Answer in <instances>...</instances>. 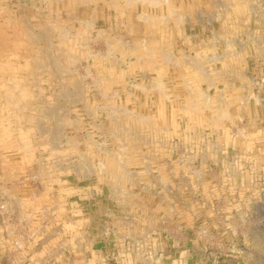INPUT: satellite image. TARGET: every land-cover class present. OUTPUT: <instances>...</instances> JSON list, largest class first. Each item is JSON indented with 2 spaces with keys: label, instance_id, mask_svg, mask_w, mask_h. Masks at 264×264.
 I'll use <instances>...</instances> for the list:
<instances>
[{
  "label": "rangeland",
  "instance_id": "obj_1",
  "mask_svg": "<svg viewBox=\"0 0 264 264\" xmlns=\"http://www.w3.org/2000/svg\"><path fill=\"white\" fill-rule=\"evenodd\" d=\"M0 264H264V0H0Z\"/></svg>",
  "mask_w": 264,
  "mask_h": 264
},
{
  "label": "crops",
  "instance_id": "obj_2",
  "mask_svg": "<svg viewBox=\"0 0 264 264\" xmlns=\"http://www.w3.org/2000/svg\"><path fill=\"white\" fill-rule=\"evenodd\" d=\"M134 153H130V157L128 154V158L126 159L125 165L124 166H116L111 164L109 169L112 170L113 175H115L116 178L120 179L119 176L122 178L120 180H128L127 177H123L124 174H129L130 169L128 168L130 165H135L136 162L133 158ZM131 173V172H130Z\"/></svg>",
  "mask_w": 264,
  "mask_h": 264
},
{
  "label": "bare ground",
  "instance_id": "obj_3",
  "mask_svg": "<svg viewBox=\"0 0 264 264\" xmlns=\"http://www.w3.org/2000/svg\"><path fill=\"white\" fill-rule=\"evenodd\" d=\"M17 34H18V33H17ZM127 176H128V174H127V173L123 175V177H127ZM119 178L121 179L122 177H121V176H119Z\"/></svg>",
  "mask_w": 264,
  "mask_h": 264
}]
</instances>
